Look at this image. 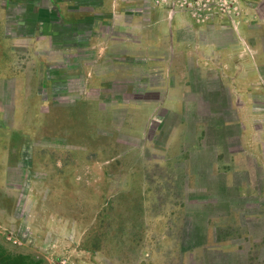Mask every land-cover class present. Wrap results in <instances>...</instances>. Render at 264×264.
I'll return each instance as SVG.
<instances>
[{"label":"rangeland","instance_id":"374dc122","mask_svg":"<svg viewBox=\"0 0 264 264\" xmlns=\"http://www.w3.org/2000/svg\"><path fill=\"white\" fill-rule=\"evenodd\" d=\"M47 1L64 18L70 6ZM125 3L127 23L150 8L202 27L264 15V0ZM49 41L39 46L44 64L34 63L44 75L24 72L40 102H13L9 80L0 88V248L27 264H264V171L240 150V129L225 111L177 118L160 109L141 120L139 103L161 96L125 87L110 60L106 83L87 90L97 101L82 102L83 72L54 78L52 66H67ZM14 62L25 67L20 53ZM147 82L160 89L162 75Z\"/></svg>","mask_w":264,"mask_h":264},{"label":"crops","instance_id":"0c3cea01","mask_svg":"<svg viewBox=\"0 0 264 264\" xmlns=\"http://www.w3.org/2000/svg\"><path fill=\"white\" fill-rule=\"evenodd\" d=\"M124 1L129 0H63L70 6L63 18L52 1L2 0L0 88L9 80L15 92L13 102H40L30 83L31 73L26 79L24 72L40 67L38 71L44 75V67L36 68L35 64H44L46 59L40 56H46L38 52L39 46L50 40L52 47L64 54L67 66H52L54 78H63L62 70L83 72L87 83L86 93L80 96L82 102L97 101L87 90L100 89L106 83L111 73H106L104 66L114 61L117 79L125 87L161 96L139 103L135 110H142L141 120L151 119L160 109L177 118L205 112L209 118L220 119L225 111L223 117L232 119L231 125L240 129V150L252 159L253 168L260 166L264 171V15L249 13L235 25L202 27L187 15L150 8L143 17L134 12L127 23L124 14L129 5ZM132 6L138 8L135 3ZM96 24H105L112 33L97 31ZM97 44L101 46L96 48ZM84 51L88 58L82 59L79 53ZM19 53L25 63L21 69L14 65ZM190 70L195 73L191 75ZM154 72L162 75L160 89H153L147 82ZM125 99L122 101L128 102ZM60 109L65 107L56 111ZM15 111L18 115L19 107ZM68 113L72 112L67 111V118L71 117Z\"/></svg>","mask_w":264,"mask_h":264},{"label":"trees","instance_id":"16d2710c","mask_svg":"<svg viewBox=\"0 0 264 264\" xmlns=\"http://www.w3.org/2000/svg\"><path fill=\"white\" fill-rule=\"evenodd\" d=\"M25 257H11L2 248H0V264H27Z\"/></svg>","mask_w":264,"mask_h":264}]
</instances>
